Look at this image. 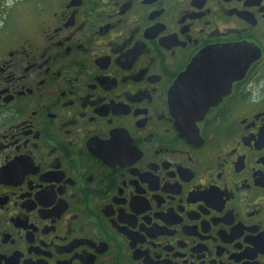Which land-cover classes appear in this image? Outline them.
I'll use <instances>...</instances> for the list:
<instances>
[{
	"label": "flooded vegetation",
	"instance_id": "obj_1",
	"mask_svg": "<svg viewBox=\"0 0 264 264\" xmlns=\"http://www.w3.org/2000/svg\"><path fill=\"white\" fill-rule=\"evenodd\" d=\"M0 264H264V0H0Z\"/></svg>",
	"mask_w": 264,
	"mask_h": 264
},
{
	"label": "water",
	"instance_id": "obj_2",
	"mask_svg": "<svg viewBox=\"0 0 264 264\" xmlns=\"http://www.w3.org/2000/svg\"><path fill=\"white\" fill-rule=\"evenodd\" d=\"M176 88H173V91L171 93V105L177 116L179 117L182 125L186 129H190L191 127L194 126L195 122L198 120L202 119L205 115L204 112H183L178 108V102H177V93H176Z\"/></svg>",
	"mask_w": 264,
	"mask_h": 264
}]
</instances>
